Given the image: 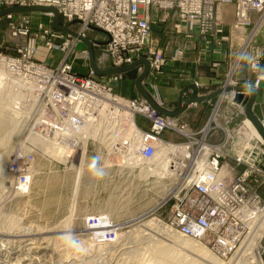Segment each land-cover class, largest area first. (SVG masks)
<instances>
[{
  "label": "built area",
  "instance_id": "built-area-1",
  "mask_svg": "<svg viewBox=\"0 0 264 264\" xmlns=\"http://www.w3.org/2000/svg\"><path fill=\"white\" fill-rule=\"evenodd\" d=\"M227 4L236 6L240 27L251 25L253 13L264 18V0H0V11L17 7L55 8L59 13V24L72 33L54 29L53 11H40L50 19V25L40 23L39 35L32 33L33 12L9 13L0 20L4 19L10 25L14 39L19 41L33 37L30 54L37 53L36 41L41 38L47 42L49 51H61L66 58L74 56L90 63L87 46L76 50L78 45L85 43L84 40H90L97 48L96 63L102 70L126 67L144 58L150 62L151 68L160 71L164 55L152 40V9L165 13L175 11L191 34L197 32L208 36L215 27L220 8ZM95 29L102 30L104 36L91 38L89 33ZM102 42H107L104 49L101 48ZM139 69L143 72L144 66ZM33 71L37 79L28 83L27 89L36 91L39 99L45 91L54 112L64 120V123L58 124L52 119H38L44 134L41 135L50 137L46 138L47 141L63 145L67 150V145L82 138L83 152L93 141L109 155L119 158L122 166L127 168L142 167L155 160L157 152L166 150L167 154L163 157L165 168L173 170L174 175L180 178L177 189L170 197V200L176 201L169 220L171 230L184 237L198 238L219 254L222 251L229 253L238 243L249 240L252 234L261 233L259 240H264V198L252 188L249 180L250 175L255 180L257 175H264L261 168L264 139H251L256 142L260 153L262 151L261 166L257 163L258 157H254L250 150L248 156L246 148L242 153L236 151V165H246L249 171L237 174L235 165L226 161L225 144L227 141L232 143L234 138L228 131H225L226 141L223 144H214L210 139L217 127L211 126L212 121L204 130L192 132L177 118L159 112L145 98L135 103L122 99L114 90L122 74L109 75L107 79L110 81H106L96 77L92 68L90 75L82 78L72 72L70 65L54 70L41 66ZM235 97L236 93H233L232 105L246 114L243 103H237ZM213 111V121L217 123L219 106ZM138 116L149 123L148 130L137 123ZM132 117L137 129L130 125ZM248 119L247 116L246 121ZM260 123L264 128V119ZM216 126L220 127L219 124ZM84 127L87 129L84 130ZM54 128L58 130V136H52ZM166 130H173L186 140L167 141L163 138ZM76 132L80 134L73 137ZM136 137L140 144L132 151L131 144ZM11 170L22 171L19 177L17 175L15 186L27 193L31 187L28 174H24L21 167H11ZM97 220V216L89 218L92 223ZM100 227L106 231L111 224ZM107 239H116V235L108 234Z\"/></svg>",
  "mask_w": 264,
  "mask_h": 264
},
{
  "label": "rangeland",
  "instance_id": "rangeland-1",
  "mask_svg": "<svg viewBox=\"0 0 264 264\" xmlns=\"http://www.w3.org/2000/svg\"><path fill=\"white\" fill-rule=\"evenodd\" d=\"M221 9L222 8L219 10L215 27L217 23H221L223 19L226 21L225 15L221 14ZM254 15H257V21L254 20ZM31 16V28L33 34L39 35L40 31L38 25L40 23L47 26L50 25V19L43 16L40 11L33 12ZM234 17L236 26L240 27L237 21L236 6ZM177 18V13L170 15L168 12L165 13L160 11L156 19H152L153 27L158 28L160 27L159 25L165 26L169 24V22H176ZM250 21L251 25L247 27H240L244 29L248 28L249 30L252 29V31L246 39L233 68L235 69L239 62L242 61L241 65H245L246 69L249 67L252 73H256V76H258L256 80L253 81V85L248 83L247 85L242 86L258 87L261 84L260 82L264 79V75L260 70L261 67H264V52L262 50L264 45L257 42V38L254 37L258 28L263 26L264 18L262 17L261 19V15L253 13L250 17ZM181 24L186 27V30L179 26L176 28L177 34H183L188 38L197 35L207 38L211 36V33L213 32L212 31L208 36L199 35L197 32L191 34L188 26L183 22H181ZM0 32L4 35V42L0 43V116L8 118L11 121V126L14 128L16 127L15 131L10 135L7 144L4 145V147H0V162L4 159L2 158L3 153L6 154L7 152L9 154H7L9 156L8 161L5 164L3 163L4 166L1 171L2 173H7V170H10L11 166L21 167V169L25 171L23 173H27L33 180L30 187L31 189L25 194H21V192L18 194V191H15V184L18 178L17 175L15 176L16 180L14 182L11 180V183H6V186L10 187V191L17 193V195L14 193L13 195L12 192H7L3 196L2 194L0 195V231L1 233H4H0V241H4L6 238L10 240L11 236V239L13 240H26L27 238H38L40 236L39 238L42 239L45 237L46 241H50L53 238L54 240L52 239L48 242L51 249H49L47 254L41 252L40 254L32 253L34 255H31L33 257L45 258V260H48L47 264H72V262L75 264L77 261L78 262L76 264L81 261V264L83 262V264H90L91 261H93L91 264H148L149 262V264H151L153 261L152 250L156 246H161L162 243H166L167 245L173 246L176 250L181 251L182 247L180 244L175 242L173 239L171 240V238L168 237L169 232L167 231V229L169 230L170 225L169 220L172 218V208L176 203L174 199L170 200V197L177 189L180 178L177 175H173L175 172L170 169V172H173H171L172 175L170 176L162 175L163 177H159L158 175H153L156 174L159 169L164 167L163 157L166 155L164 151L150 163L144 165L143 167L137 166L131 170V168L123 167L119 158L114 155H109L97 143L90 141L86 151L87 158L83 174L81 180L79 181V185L75 186V181L78 180V178H76L77 170L72 168H76L82 160L84 153L82 149V138H79L77 143L74 142L66 146V154H68L65 157V160L58 158L55 159L53 154L50 153L51 149H49L45 144L47 143L46 140L50 139V137H46L47 139L43 137L45 141L40 137L39 139L42 141V144H40V142L36 143L31 141L32 134L41 135L43 133V129H40L38 125V119L40 117L52 119L53 122L58 124L64 123V120H61L59 114L56 115V112H54V107H52L48 101L45 91L41 94V99H39L36 91L27 89L26 85H28V83H33L37 79V75L33 71L36 67L43 66L54 70L63 65H70L72 67V72L76 76L82 78L90 75L89 72L91 65L90 63L83 62L82 59L78 57L71 56L66 58L61 51H49L46 46L47 42L41 38L36 41L38 48L37 53L30 54V41L33 37H26L20 39L19 41L14 39L13 31L4 19L0 20ZM89 36L91 38H95L102 37L104 34L97 31H91ZM152 40L158 49L162 51L164 55V63L161 66L160 71H157L150 66V72H154L156 75H161L165 72V68L169 66V63L177 64L182 60L184 50L182 48H177L175 49L172 57H166L165 52L159 45L160 42L153 37ZM86 46V43H83L78 45L76 50L80 51ZM180 52L182 54H179ZM140 66L143 67L144 65ZM140 66L129 71V73L122 74V79L115 84V93L119 94L122 99L134 102L140 101L144 98L139 93H136L137 90L135 87L136 79L143 73L139 69ZM96 77L100 78L97 75ZM107 77L108 76H106V78ZM147 78L144 80V83ZM260 78L262 80L258 83ZM105 80L110 81L109 78ZM128 81L132 85L133 94L134 92L136 93V95L134 94L132 97L124 96L119 90L120 84ZM227 87L238 86L227 85L226 88ZM226 88H223L222 92L217 95H223V97H221L216 104L212 105L211 115L205 126L194 128L188 123L179 120L178 117L175 118L185 124V126H187L192 132L204 130L210 121H212V127H217V130L224 129V132L228 131V133L234 137L232 140V146L235 145L236 147H240V150H244L246 148V156H248L250 148L256 146L257 144L251 140V146L249 148L247 146L245 147V140L247 139V136L251 138L250 134L245 133L244 130V121H246L247 114H242L235 108V106L232 105L233 101H231V95L229 94L237 92L235 90L227 91ZM19 96L22 99H20ZM218 106L220 111L218 112L219 116L217 117V123H215L212 117L214 113L213 110ZM243 106L246 107L244 104ZM63 107L64 105L62 104L61 108ZM19 109L22 110L20 111ZM80 109L82 111V106ZM45 110L47 111L45 112ZM16 111L19 113L17 114ZM224 112L226 114L225 117L222 116V113L224 114ZM62 115L64 116L63 113ZM137 123L142 126V128L146 130L149 129V123L145 121L143 117L138 116ZM216 124H219L220 127L216 126ZM166 132H170L178 138L177 140H168L163 137L167 141L182 142L186 140L183 135L176 133L173 130H166L164 134ZM261 148L263 149L264 146H261ZM237 153L238 152L235 153V156ZM261 155L262 151L260 153L259 150L256 156L258 157V164L260 162ZM252 160L256 161V159ZM259 165L261 166V164ZM237 166H234L235 171ZM261 168L264 172V164ZM259 177L260 174L257 175L255 180L254 177L250 175L249 180L252 188L261 194L258 186H263L264 183L262 185L260 184ZM12 183L15 187L14 189L12 188ZM74 190L76 192H74ZM68 216H70L72 220L70 226H65L67 227V230H65V220L69 219ZM96 216L99 217L97 221H94L95 223L89 222V218ZM154 218L157 219L164 228L159 225H150L146 227V221ZM102 221L117 225L111 226L106 230L117 228L116 230H118L119 233L115 234L116 239H118L116 242H121V245L119 243L116 244V242L111 245V240L106 239L99 241V239L105 238L108 234H98L95 236L96 244L92 243L93 245L91 246L88 238L93 235L84 236V233L101 231L102 228L100 225ZM121 232H123L124 240L120 238ZM173 232L181 235L175 230ZM14 235L18 237H15ZM193 239L204 246H208L212 253L220 258L224 264H259V262L264 264V240L262 242L258 240L259 247L257 251L255 249H252V251H246L244 241L238 243L236 248L229 253L222 251L221 254H219L198 238ZM7 241H4L2 244L0 242L1 258V255L6 254L9 249L8 247H5L7 246L5 244ZM122 242L127 246H124ZM172 242L174 243L172 244ZM53 243L56 244L53 246ZM115 245L118 246V250ZM119 246H121L124 251ZM80 248H82L81 251L79 250ZM182 251L183 252L181 253L183 255H180V257L184 259H201V256L198 253H194L193 251L188 252L187 250ZM51 252L54 253L52 254ZM73 252H75V255H73ZM257 252L260 257L258 259L259 261L257 260V263H255V260L257 259L255 255ZM66 253L68 255V261ZM44 255H46V257H44ZM48 256L51 257L52 260ZM253 256L255 257L254 261ZM1 258L0 262L3 259ZM56 258H59L57 261H60L59 263L56 262ZM77 258L79 259L77 260ZM50 260L52 262H49ZM42 263L44 262L41 261V264Z\"/></svg>",
  "mask_w": 264,
  "mask_h": 264
},
{
  "label": "crops",
  "instance_id": "crops-1",
  "mask_svg": "<svg viewBox=\"0 0 264 264\" xmlns=\"http://www.w3.org/2000/svg\"><path fill=\"white\" fill-rule=\"evenodd\" d=\"M159 12L157 9H152V19H156ZM175 13V11L168 12L170 15ZM221 14L225 15L226 21L223 20L221 23H217L211 33L212 35L207 38L198 35L188 38L183 34H177V27L186 28L178 18L176 22H169L165 26L159 25L160 27L158 28L153 27L152 37L160 42L159 45L165 52L166 57H172L177 48L184 50L183 58L179 63H169V66L165 68V72L161 75L150 72L144 83V86H146L152 95L154 93L157 94L167 109L175 110L178 108L179 99L189 85H198L200 96H210L223 90L227 85L242 86L248 83L253 85V81L258 77L256 73H252L249 67L246 69L245 65H241L242 61L239 62L235 69L233 68L252 29L249 30L248 28L244 29L236 26L234 4H227L222 7ZM253 18L256 21L258 20L257 15H254ZM254 38H257L256 41L264 45V23ZM262 50L264 52V47ZM260 70L264 75V67H261ZM100 78H103V80L107 79L106 77ZM260 83L258 87H250L255 89L257 93L256 102L262 105L264 112V79ZM131 86L129 81L123 82L120 84L119 90L127 97H132L136 93L140 94L136 83V93L134 92L133 94ZM190 94L191 90L188 91L186 96ZM229 95L232 96L233 93ZM245 95L248 97V94ZM221 97L223 95L214 96L203 102L189 105L178 116L179 120L188 123L194 128L205 126L211 115L212 105L216 104ZM225 112L224 114L222 113L224 117L226 115ZM163 137L168 140L178 139L177 136L172 135L170 132H166ZM210 141L214 144H223L226 141L225 132L221 129L217 130ZM239 148L235 145L232 146L231 141H227L224 148L227 162L237 166L235 163V153L240 150ZM245 172H247L246 165L236 167V173L242 174ZM259 180L262 185L264 183L263 175H260ZM263 186L259 185L258 189H260L264 197Z\"/></svg>",
  "mask_w": 264,
  "mask_h": 264
},
{
  "label": "bare ground",
  "instance_id": "bare-ground-1",
  "mask_svg": "<svg viewBox=\"0 0 264 264\" xmlns=\"http://www.w3.org/2000/svg\"><path fill=\"white\" fill-rule=\"evenodd\" d=\"M224 20V19H223ZM262 27L260 26L259 28H258V30H257V32H259L260 31V29H261ZM247 44H248V42H247ZM246 44V45H247ZM243 53V52H242ZM242 56V55H241ZM90 62V61H89ZM238 63V62H237ZM232 83V82H231ZM21 84V83H20ZM20 86V85H19ZM22 95V94H21ZM23 96V95H22ZM26 96V95H25ZM153 96H154V98H155V100L160 104L161 102L158 100V96H157V94L156 93H154L153 94ZM20 97V96H19ZM24 97V96H23ZM20 99H22L21 97H20ZM146 99V98H145ZM22 104V103H21ZM24 104V103H23ZM161 106H162V103L160 104ZM164 107V106H163ZM16 108V107H15ZM14 108V109H15ZM19 108V107H18ZM17 108V109H18ZM155 108V107H154ZM20 110V109H19ZM22 110V109H21ZM20 110V111H21ZM27 111V110H26ZM25 111V112H26ZM16 113L18 114L19 112H17L16 111ZM21 113V112H20ZM28 113V112H27ZM125 119H127V118H125ZM250 119V118H249ZM247 120L246 121V125H245V127H244V130H245V133H248V134H250V136H251V138L249 137V136H247V139L245 140V147L247 146L248 148L251 146V139H253V137L254 138H256V139H259V140H262L263 138L260 136V133H259V131H258V129H257V127H256V125L254 124V122L251 120ZM262 119H264V118H262ZM262 119H260V121L262 120ZM130 122V125H131V127L133 126L134 128L136 127V123H135V120H134V118L132 117V119L129 121ZM18 123V122H17ZM12 124H11V121L8 119V118H4V117H2V116H0V147H4V145H6L7 144V142H8V139L10 138V135L15 131V129H16V127L14 128L13 126H11ZM80 127H82V125H80ZM55 129V128H54ZM87 128L86 127H84V130H86ZM133 129V128H132ZM135 129H137V127L135 128ZM134 130V129H133ZM58 130L57 129H55V130H53V134H52V136H58L59 135V133L57 132ZM137 131V130H136ZM69 134H70V136L72 135V132H68ZM32 134V133H31ZM80 133H78V132H76V134L75 135H73V137H76V136H78ZM42 138L43 139V136L42 135H37V134H32L31 135V141H33V142H40V144H42V141L39 139V138ZM73 137L71 138V140L73 141L74 139H73ZM249 137V138H248ZM44 140V139H43ZM45 141V140H44ZM46 142L47 143H45L46 145H47V147L49 148V149H51V151H50V153L51 154H53V157L56 159V158H58V159H61V160H65V157L67 156V154H66V152H67V150H65V148L63 149V145H57V144H55V143H51V142H49V141H47L46 140ZM256 143V142H255ZM139 142H138V139H137V137L136 138H134L133 139V141H132V144H131V150L132 151H134V150H136L137 148H138V146H139ZM41 146V145H40ZM4 149V148H3ZM2 149V150H3ZM243 150H240L239 151V153H241ZM250 151H251V153L254 155V157H256L257 156V152L259 151V147L258 146H253V147H251L250 148ZM1 152V151H0ZM161 152H163V151H159V152H157V154H156V156L154 157V159L155 158H157L158 156H159V154L161 153ZM164 153L165 154H167V152H166V150L164 151ZM5 153H3V157L2 158H4L3 160H1V162H0V195L2 194V196L3 195H5V193H7V192H12V194L14 193L13 191H10V187H7L6 186V183L7 184H9V183H11V180L14 182L15 180H16V175H18V177L20 176V174H22V171H20V170H18V171H10L9 169L7 170V173H2V171H1V169H2V167L4 166V164L8 161V158H9V154L6 152V154L4 155ZM8 154V155H7ZM7 155V156H6ZM86 158H87V152H86V150L84 151V153H83V156H82V160H81V162H80V164L76 167V168H72V169H76L77 170V177L76 178H78V180H76L75 181V186H78L79 185V181L81 180V177H82V174H83V170H84V166H85V162H86ZM106 162V161H105ZM4 163V164H3ZM137 163V162H136ZM161 163V162H160ZM162 164V163H161ZM161 166V165H160ZM163 166L164 167H162L161 169H159V171H157V173L156 174H153V175H158L159 177H163L162 175H172L171 174V172H170V170L169 169H167V171H166V168H165V165L163 164ZM12 167V166H11ZM143 167V166H142ZM133 168H131V170H132ZM140 169H141V167H140ZM130 170V169H129ZM10 172V173H9ZM13 172H17V173H13ZM152 173H154V172H152ZM173 173V172H172ZM11 174V175H10ZM175 174V173H174ZM173 174V175H174ZM29 178V177H28ZM35 178V177H34ZM29 180V179H28ZM32 179H31V177H30V183H32L33 182V180L31 181ZM17 181H18V179H17ZM26 184L27 183H25V186L23 187V188H25L26 187ZM12 188L14 189L15 187L13 186V183H12ZM31 189V188H30ZM6 190V191H5ZM75 190H76V187H75ZM74 190V192H76ZM15 191H18V194H19V192H21V194H25V192L24 191H21V190H19V189H17V188H15ZM173 192V191H172ZM14 194H16L17 195V193H14ZM13 194V195H14ZM9 195V194H8ZM29 195H31V194H29ZM1 198V197H0ZM6 199V198H5ZM1 203V202H0ZM100 215V214H99ZM103 216V215H102ZM102 216H100V217H102ZM99 217V216H98ZM68 218L69 219H67V220H65L66 222V225H64V227L65 226H70V223H71V217L70 216H68ZM153 218V217H152ZM107 223H109V224H111V226H117V225H114V224H112V223H110V222H104V221H102V223H101V225H103V224H107ZM62 224V223H61ZM146 227L147 226H160V227H162V228H164L160 223H159V221L157 220V219H151V220H149V221H146ZM144 225V226H145ZM107 226V225H106ZM143 226V225H142ZM63 227V226H62ZM51 228V227H50ZM55 228V227H54ZM67 227H65V230H67L66 229ZM71 228V227H70ZM100 228V227H99ZM119 228V227H118ZM156 228V227H155ZM39 229V228H38ZM60 229V228H59ZM117 228H115V229H109V230H106V231H94V232H86V233H84V236L86 235V236H88V235H93L92 237H87L88 238V241H89V243H91V246L93 245L92 243H95V240H96V238H95V236L96 235H98V234H118L119 232H118V230H116ZM166 229H167V227H166ZM171 228H169V230L167 229V231L169 232V236L168 237H170L171 238V240L173 239V240H175V242H178L179 244H180V246L182 247L181 249L182 250H187L188 252H190V251H193L194 253H198L201 257V259H199V258H197V259H192V260H187V259H184V258H182V257H180V255H183L181 252H183L181 249V251H178V250H176L173 246H170V245H167L166 243H162V245L161 246H159L158 244V246L159 247H154V249L152 250L153 251V256H152V258H153V261L151 262V264H224V262L222 261V260H220V258H218L215 254H213L212 253V251L208 248V246H204L203 244H201V243H199V242H196L193 238H188V237H184L183 235H179V234H176V233H174L173 232V230H170ZM1 230V229H0ZM51 231V230H50ZM164 232V231H163ZM162 232V233H163ZM0 233H1V231H0ZM178 233V232H177ZM1 234H4V233H1ZM28 234V233H27ZM26 234V235H27ZM37 234V233H36ZM121 235H120V238H122L123 239V232H121L120 233ZM20 235V234H19ZM165 235V234H164ZM15 236V235H14ZM13 236V237H14ZM23 236V235H22ZM33 236V235H32ZM250 236V239L249 240H247V241H243L244 242V246H246L245 247V250L246 251H252V249L254 250H256L257 251V249H258V240H259V238L261 237V233H256V234H252V235H249ZM8 237V236H7ZM12 237V236H11ZM11 237H10V240L8 239V238H6V237H4V238H6V239H4V241H7V243H5L7 246H5V247H8L9 249H8V251H7V253L6 254H3V255H1L2 256V261L0 262V264H41V261L42 262H44L45 264H47L48 263V260H45V258L43 259L42 257H33V256H31V255H34V254H32V253H35V254H40L41 252L42 253H44V254H47L48 252H49V249H51V247L49 246V243L48 242H50V241H46V238L44 237V238H33V237H31V236H29V237H31V238H27L26 240H19V239H17V240H13V239H11ZM15 237H18V236H15ZM50 237H51V235H50ZM65 237H67V236H65ZM69 237V236H68ZM106 237L107 236H105V238H103V239H99V241L100 240H105L106 239ZM49 239V238H48ZM54 240V239H53ZM86 240V239H85ZM107 240H111V239H107ZM124 240V239H123ZM3 240H1L0 242H1V244L4 242ZM116 241H118V239H113V240H111V245L113 244V243H115ZM121 241V240H120ZM162 241V240H161ZM53 242V241H52ZM55 242V241H54ZM58 242V241H57ZM165 242V241H164ZM66 244H68L67 242H65ZM119 242H116V244H118ZM121 243V242H120ZM119 243V244H120ZM123 243V242H122ZM174 242H172V244H173ZM177 243V244H178ZM51 244V243H50ZM56 244V243H55ZM54 243H53V246L55 245ZM63 244V243H62ZM96 244V243H95ZM125 243H123V245H124ZM128 244V243H127ZM164 244V245H163ZM65 245V244H64ZM90 245V244H89ZM121 245V244H120ZM176 245V244H175ZM62 246V245H61ZM114 246V245H113ZM124 246H127V245H124ZM243 246V247H244ZM2 247V246H1ZM55 247H57V246H55ZM86 247V246H85ZM89 247V246H88ZM115 247H117V250H118V246L117 245H115ZM120 248H121V246H119ZM74 248V247H73ZM77 248V247H76ZM83 248V247H82ZM82 248H80L79 250L81 251V249ZM87 248V247H86ZM90 248V247H89ZM119 248V249H120ZM125 248V247H124ZM179 248V247H178ZM3 249H5V248H3ZM55 249V248H54ZM78 249V248H77ZM122 249V248H121ZM11 250V251H10ZM61 250V249H60ZM66 250H67V248H66ZM68 250H70V249H68ZM94 250V249H93ZM92 250V251H93ZM123 250V249H122ZM125 250H127V249H125ZM237 250V249H236ZM2 251V250H1ZM50 251H52V250H50ZM61 251H63V250H61ZM64 251H65V249H64ZM71 251V250H70ZM78 251V250H77ZM79 251V252H80ZM124 251V250H123ZM55 252V251H54ZM53 252V253H54ZM66 252V251H65ZM67 252H69V251H67ZM241 252V251H240ZM255 252V251H254ZM52 253V252H51ZM52 253V254H53ZM59 253V252H58ZM126 253V252H125ZM192 253V252H191ZM249 253V252H248ZM253 253V252H252ZM256 253V252H255ZM254 253V254H255ZM50 254V253H49ZM52 254H50V255H52ZM64 254V253H63ZM72 254V253H71ZM70 254V255H71ZM79 254V253H78ZM80 254H81V252H80ZM197 254V255H198ZM258 254V255H257ZM257 254L255 255L256 256V260H255V263H257L256 261L259 259V253L257 252ZM56 255H57V253H56ZM61 255V254H60ZM59 255V256H60ZM73 255H75V252H73ZM76 255H77V253H76ZM196 255V254H195ZM27 256V257H26ZM37 256V255H36ZM55 256V255H54ZM54 256H53V259H54ZM66 258H67V261H68V255H67V253H66ZM78 256V255H77ZM44 257H46V255H44ZM49 257V256H48ZM56 257V256H55ZM62 257V256H61ZM60 257V258H61ZM70 257V256H69ZM73 257V256H72ZM79 257H80V255H79ZM125 257V256H124ZM191 257V256H190ZM189 257V258H190ZM196 257V256H195ZM49 258H51V257H49ZM48 258V259H49ZM71 258V257H70ZM69 258V259H70ZM126 258V257H125ZM244 258V257H243ZM252 258V257H251ZM254 256H253V261H254ZM41 259V260H40ZM57 259V258H56ZM55 259V260H56ZM59 259V258H58ZM58 259L56 260V262L58 261ZM64 259V258H63ZM74 260H76L75 258H73ZM79 258H77V260H78ZM51 260H52V258H51ZM49 261V262H52V261ZM72 260V259H71ZM85 260V259H84ZM54 261V260H53ZM63 261V260H62ZM238 261V260H237ZM241 261V260H240ZM252 261V262H253ZM259 261V260H258ZM60 262V261H59ZM59 262H57V263H59ZM78 262V261H77ZM76 262V263H77ZM82 262V261H81ZM81 262L80 263H78V264H81ZM93 261H91V263H92ZM44 263H42V264H44ZM75 263V264H76ZM84 263V262H83ZM82 263V264H83ZM90 263V264H91ZM150 263V262H149ZM148 263V264H149ZM261 262H259V264H260ZM51 264V263H50ZM67 264V263H66ZM72 264H74V262H72ZM89 264V263H88ZM258 264V263H257ZM262 264V263H261Z\"/></svg>",
  "mask_w": 264,
  "mask_h": 264
},
{
  "label": "water",
  "instance_id": "water-1",
  "mask_svg": "<svg viewBox=\"0 0 264 264\" xmlns=\"http://www.w3.org/2000/svg\"><path fill=\"white\" fill-rule=\"evenodd\" d=\"M35 11H42V12L53 11L55 13V17L53 20L54 29L59 30V31H66V32L72 33V31H70V29H68L67 27H63L59 24L60 17H59L58 11L55 8L38 7V6L37 7L11 8V9H6V10L0 11V18L5 16L6 14H9V13H28V12H35ZM95 30L98 32L104 33L102 30H99V29H95ZM84 41L87 44V47L89 50L91 68L95 72V74L99 77H106V76L113 75V74H124V73L131 71V70H134L135 68H137L140 65H144L143 73L141 75H139V77L136 79V82H135L136 87H137L138 91L140 92V94L142 95V97L146 98L152 104L153 107H155L159 112H161L162 114H164L166 116L178 117L183 111H185L187 109V107L189 105H191L193 103L203 102L209 98L217 96L219 93L222 92V90H221V91L215 93L214 95L200 96L198 86L197 85H189L183 91V93L179 99L178 108L175 110L167 109L166 107L161 106L155 100L154 96L150 93V91L146 88V86H144V80L147 78V76L150 73V62L148 60L143 58V59L136 61L134 64L126 66V67L102 70L97 66V63H96V50H97V48L94 47L93 43L90 40H84ZM3 42H4V35L0 32V43H3ZM106 44H107V42H102L101 48L104 49ZM189 90H191V94L189 96H186ZM226 90L227 91L235 90L237 92L236 97H235V101L237 103H243L244 105H246L245 110H246L247 116L254 122V124L256 125L260 135L264 139V128L262 127V125L260 123V119H262V117H263V107L260 103L256 102L257 93H256L255 89H253L252 87L238 86V87H227ZM245 94H249V96L246 97Z\"/></svg>",
  "mask_w": 264,
  "mask_h": 264
}]
</instances>
